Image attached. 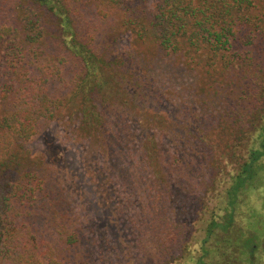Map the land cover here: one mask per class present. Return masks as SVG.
Listing matches in <instances>:
<instances>
[{
    "label": "trees",
    "instance_id": "trees-1",
    "mask_svg": "<svg viewBox=\"0 0 264 264\" xmlns=\"http://www.w3.org/2000/svg\"><path fill=\"white\" fill-rule=\"evenodd\" d=\"M26 1L0 21V264H95L30 148L63 114L101 145L141 264H264V0ZM113 9L97 43L78 18ZM47 18L79 68L62 97Z\"/></svg>",
    "mask_w": 264,
    "mask_h": 264
},
{
    "label": "rangeland",
    "instance_id": "rangeland-1",
    "mask_svg": "<svg viewBox=\"0 0 264 264\" xmlns=\"http://www.w3.org/2000/svg\"><path fill=\"white\" fill-rule=\"evenodd\" d=\"M139 0H130L135 5ZM152 1V0H150ZM0 21L12 23L28 5L26 0H1ZM78 18L88 33L95 35L97 43L109 35L107 27L121 21L124 11L113 9L109 22H103L84 10ZM24 11L22 14H24ZM46 21V49L54 58L61 59L62 75L50 82V93L54 97H62L68 91L73 77L77 73L78 64L74 57L63 47L56 45L53 21ZM128 35L120 36L117 43L120 47L128 44ZM57 59V60H58ZM79 71V70H78ZM3 72L0 71V78ZM69 114L59 115L42 132L30 142L35 155H42L46 162V174L49 178L50 196L47 203L56 200L67 204L82 217L85 239L82 249H91L95 264H141L131 237L115 213L117 192L108 180L106 159L102 154L101 145L95 139L80 140ZM55 198H52V197ZM66 198L64 199V197ZM63 201H62V199ZM47 204V205H48ZM58 209L61 210L59 204ZM45 216L38 223L39 229L45 233L56 235L55 226L47 219H52L50 208L44 209Z\"/></svg>",
    "mask_w": 264,
    "mask_h": 264
}]
</instances>
